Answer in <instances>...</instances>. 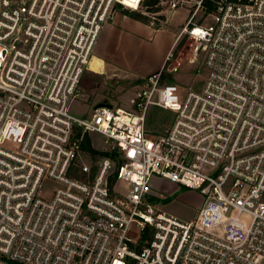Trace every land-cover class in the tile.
<instances>
[{
  "label": "built area",
  "instance_id": "obj_1",
  "mask_svg": "<svg viewBox=\"0 0 264 264\" xmlns=\"http://www.w3.org/2000/svg\"><path fill=\"white\" fill-rule=\"evenodd\" d=\"M143 1L0 0V256L7 260L264 264V0H158L168 12L189 11L179 37L203 55L202 87L180 100L165 84L179 66L165 68L170 51L125 107L70 113L111 8L138 11ZM152 108L174 114L161 135L146 133ZM92 133L102 138L98 151L115 159L94 163L84 152ZM164 180L203 196L191 221L148 201Z\"/></svg>",
  "mask_w": 264,
  "mask_h": 264
},
{
  "label": "rangeland",
  "instance_id": "obj_2",
  "mask_svg": "<svg viewBox=\"0 0 264 264\" xmlns=\"http://www.w3.org/2000/svg\"><path fill=\"white\" fill-rule=\"evenodd\" d=\"M144 11L143 8L140 10L142 13ZM158 12L155 19L150 14H144L150 19V23L144 24L126 17L115 5L111 8L93 48L87 69L81 77L80 96L69 107L73 116L87 118L98 104L125 107L131 93L145 76L161 68L174 37L181 32L186 22L189 11L186 8H178L172 12L159 9ZM160 16L164 19H160ZM200 16L202 14L199 18ZM203 19L204 23L209 20L206 21L207 17ZM194 44L193 39L186 34L180 35L176 46L171 49L172 57L165 66L170 68L179 63L175 72L165 73V84H174L177 87L180 100H183L186 92L200 89L207 75L202 53L199 52L197 56L193 54ZM93 55L103 60L102 73H93L99 65V60ZM151 111L150 109L147 116L149 126L146 129L159 135L163 130L155 127L153 120L157 121L156 119L161 117L168 121V127L171 115L158 110H153L152 114ZM90 138L91 146L98 151L102 138L95 133L90 134ZM99 158V155L92 158L93 162ZM147 199L163 213L184 222L191 221L204 203L203 196L197 190L183 188L165 180L155 183ZM11 263L13 262L0 256V264Z\"/></svg>",
  "mask_w": 264,
  "mask_h": 264
},
{
  "label": "trees",
  "instance_id": "obj_3",
  "mask_svg": "<svg viewBox=\"0 0 264 264\" xmlns=\"http://www.w3.org/2000/svg\"><path fill=\"white\" fill-rule=\"evenodd\" d=\"M157 2H158V0H144L143 1V3H142V7L144 8V12L146 13H156V12H158L159 11V9H161V6H159L158 4H157ZM115 8H119V9H121L122 10V13L126 16V17H128V18H130V19H132V20H135V21H137V22H141V23H144V24H148V23H150V19L146 16V15H144L142 12H140V10H138V11H135V10H131V9H127V8H124L123 6H121V5H119V4H116L115 5ZM160 19H164V17L163 16H160ZM152 111L153 110H158V111H162V112H165V113H168L169 115H171V122L173 121V118H174V114L173 113H171V112H168V111H164V110H161V109H158V108H152L151 109ZM150 112V113H154V112ZM148 118V117H147ZM157 121H155V119L153 120V124H154V126L155 127H157V128H159V129H161V130H163V131H161V133L159 134V135H161V134H163L164 132H165V129H166V122H168V121H164L163 119H161V117L160 118H157L156 119ZM171 122H170V124H171ZM165 124V125H164ZM164 125V126H163ZM149 125H148V119L146 120V125H145V130H146V133H148V135H151V136H156L155 134H153V133H150V132H148L147 131V127H148ZM169 127V126H168ZM167 127V128H168ZM153 130V129H152ZM158 135V134H157ZM82 149L84 150V152H86V153H88V154H90L91 156H92V158H97V155H99V156H109V157H111V158H113V159H115V156H114V154H106V153H101V152H98L97 150H95V149H93L92 147H91V144H90V141H89V137L88 136H85V138H84V141H83V144H82ZM12 262V261H11ZM15 262H13V263H11V264H14ZM15 264H18V263H15Z\"/></svg>",
  "mask_w": 264,
  "mask_h": 264
},
{
  "label": "crops",
  "instance_id": "obj_4",
  "mask_svg": "<svg viewBox=\"0 0 264 264\" xmlns=\"http://www.w3.org/2000/svg\"><path fill=\"white\" fill-rule=\"evenodd\" d=\"M101 32V31H100ZM100 35V34H99ZM99 37V36H98ZM179 34H177L175 37H174V39H173V41H172V45H171V47H170V49H169V51L168 52H170L171 51V49H173L172 47L175 45L176 46V43L179 41ZM97 41V40H96ZM168 54V53H167ZM93 57H95L94 55H93ZM97 60H99V65H98V67H97V71L96 72H93V73H102V71H103V60L101 59V58H97V57H95ZM155 72V71H154ZM153 73V72H152ZM149 74H151V73H149ZM149 74H147V75H149ZM146 75V76H147ZM145 76V77H146ZM144 78V77H143Z\"/></svg>",
  "mask_w": 264,
  "mask_h": 264
},
{
  "label": "water",
  "instance_id": "obj_5",
  "mask_svg": "<svg viewBox=\"0 0 264 264\" xmlns=\"http://www.w3.org/2000/svg\"><path fill=\"white\" fill-rule=\"evenodd\" d=\"M102 106H107L106 104H98L95 106V109L99 108V107H102Z\"/></svg>",
  "mask_w": 264,
  "mask_h": 264
}]
</instances>
